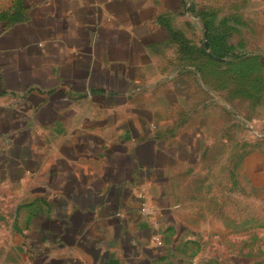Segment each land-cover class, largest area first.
Listing matches in <instances>:
<instances>
[{
  "label": "crops",
  "instance_id": "obj_1",
  "mask_svg": "<svg viewBox=\"0 0 264 264\" xmlns=\"http://www.w3.org/2000/svg\"><path fill=\"white\" fill-rule=\"evenodd\" d=\"M248 1L230 21L194 0H0L5 264H264V0ZM225 42L254 54L212 55Z\"/></svg>",
  "mask_w": 264,
  "mask_h": 264
},
{
  "label": "rangeland",
  "instance_id": "obj_2",
  "mask_svg": "<svg viewBox=\"0 0 264 264\" xmlns=\"http://www.w3.org/2000/svg\"><path fill=\"white\" fill-rule=\"evenodd\" d=\"M248 2H249L248 0H194V3H195L194 6H196L195 7L196 9L208 10L207 12L210 14L213 12H219V13L221 12V16H226L229 19H231L230 21H233L234 17L232 14L237 13V12L242 13L244 11L245 7L248 6ZM244 13H246V12H244ZM231 93H233V92H231ZM231 93H229V95H231ZM235 95H236V93H235ZM242 180H244V178H242ZM197 181H198V183L201 182L200 179H198ZM227 223L231 224V222H227ZM249 224H250V222H248V221H242L241 222L242 233L243 232L247 233L248 228H249ZM4 225H8V222L7 221L0 222L1 228H3ZM8 240H9V238L5 240V242L1 246L2 248L8 247ZM226 240H228L227 241L228 245H226V246L229 247L230 249H232V245H233L232 239L226 238ZM248 241H249L248 236L241 237V249L242 250H245L247 248L246 244L248 243ZM8 255H9V252L0 251V264H5V262L8 259ZM213 256L217 257L216 252H214Z\"/></svg>",
  "mask_w": 264,
  "mask_h": 264
},
{
  "label": "trees",
  "instance_id": "obj_3",
  "mask_svg": "<svg viewBox=\"0 0 264 264\" xmlns=\"http://www.w3.org/2000/svg\"><path fill=\"white\" fill-rule=\"evenodd\" d=\"M225 38V36H223ZM212 46V45H211ZM235 49L230 48L229 46H227L226 42L225 45L223 46V48L221 50H217L215 48H213L212 46V55H214L216 58H229L231 56H238V55H242L241 53H235L234 51Z\"/></svg>",
  "mask_w": 264,
  "mask_h": 264
},
{
  "label": "built area",
  "instance_id": "obj_4",
  "mask_svg": "<svg viewBox=\"0 0 264 264\" xmlns=\"http://www.w3.org/2000/svg\"><path fill=\"white\" fill-rule=\"evenodd\" d=\"M235 53H238V52H235ZM242 55H252V54H254V53H251V52H247V53H244V52H242L241 53ZM143 211H144V213H151V211H152V209L149 207V206H147L146 204L143 206ZM154 225L155 226H158V222L155 220L154 221ZM154 239H155V241L156 242H159L160 240H161V235H160V233H158V234H156L155 236H154Z\"/></svg>",
  "mask_w": 264,
  "mask_h": 264
}]
</instances>
